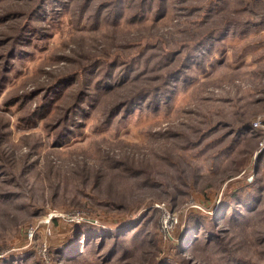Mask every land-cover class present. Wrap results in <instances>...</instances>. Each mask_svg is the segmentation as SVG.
<instances>
[{
  "label": "rangeland",
  "instance_id": "rangeland-1",
  "mask_svg": "<svg viewBox=\"0 0 264 264\" xmlns=\"http://www.w3.org/2000/svg\"><path fill=\"white\" fill-rule=\"evenodd\" d=\"M0 264H264V0H0Z\"/></svg>",
  "mask_w": 264,
  "mask_h": 264
},
{
  "label": "built area",
  "instance_id": "built-area-1",
  "mask_svg": "<svg viewBox=\"0 0 264 264\" xmlns=\"http://www.w3.org/2000/svg\"><path fill=\"white\" fill-rule=\"evenodd\" d=\"M168 219H169V216L165 220V230H166L167 234L169 235Z\"/></svg>",
  "mask_w": 264,
  "mask_h": 264
}]
</instances>
